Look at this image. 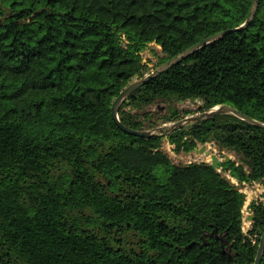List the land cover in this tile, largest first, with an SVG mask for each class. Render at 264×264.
<instances>
[{"label": "trees", "instance_id": "trees-1", "mask_svg": "<svg viewBox=\"0 0 264 264\" xmlns=\"http://www.w3.org/2000/svg\"><path fill=\"white\" fill-rule=\"evenodd\" d=\"M252 2L0 0V264L254 263L264 200L244 232L236 185L207 162L174 165L161 135L126 134L111 114L152 70L149 45L163 54L157 67L239 27ZM190 98L200 111L224 104L264 122V0L248 27L130 94L118 118L145 130L140 112L162 102L159 122H175L173 103ZM166 136L185 153L211 138L238 156L223 171L264 187V128L223 113Z\"/></svg>", "mask_w": 264, "mask_h": 264}, {"label": "water", "instance_id": "water-1", "mask_svg": "<svg viewBox=\"0 0 264 264\" xmlns=\"http://www.w3.org/2000/svg\"><path fill=\"white\" fill-rule=\"evenodd\" d=\"M258 1L259 0H253L250 12H249L245 22L243 24H241L239 27L233 28L230 30L217 32V33L201 40L200 42L192 45L191 47H189L188 49H186L182 53L168 59L166 62L157 66L156 68H154L150 72L144 74L143 76H137L132 82H130L119 93V95L115 98V100L113 101L112 106H111L112 118L116 122L117 126L126 134H130L133 136H139V137H149L152 135H161L162 136V135L168 134L169 132H171L177 128H180L183 125L196 122L202 118H209V117H212V116H215L218 114L229 113V114H232L235 117L247 122L248 124L264 128V122H261V121H258L256 119H253L249 116H246L245 114L241 113L240 111H238L234 107H231L229 105H224V104L213 106L212 108L205 110L203 112H200L198 114H195V115H192L189 117H184L183 119L177 120L171 124H168V125L164 124L162 126L156 127L154 129H151V130H135V129H132L128 126L123 125L118 118V109H119L120 104L124 100H126L127 97L130 94H132L135 90H137L139 87L145 85L146 83H148L149 81H151L155 77L166 72L170 67L181 62L183 59L190 56L191 54H193L194 52H196L200 48L205 47L209 43H211L215 40H218L219 38L223 37L226 34H229V33L234 32V31H239L243 28L248 27L249 24L251 23V21L253 20L255 14H256ZM191 100H193V98H191ZM210 140H211V138L209 139V141ZM195 152L199 153V154H205L206 156H208L210 159V161L208 163L210 164V166L213 169H215L217 171H219V169L221 168L222 163H228L230 161L229 157H225L223 161L220 160L214 153H211L205 146H201L200 148H196ZM225 170L228 171L229 175L234 177L238 183H242L239 181V176H237L235 172L229 171V169L227 167H225ZM250 184H251V182L248 183V185H250ZM239 194H240V197L245 201V199L247 198L246 192L239 191ZM254 198H255V195H251V199L249 200V202L245 206V210L248 213L247 220L250 223L252 222L253 217H254L253 211H252V202H253ZM257 234H258V232H257ZM263 249H264V232L260 235V240H259V244H258V248H257V254H256L255 261L253 264H260L261 263V259H262V255H263Z\"/></svg>", "mask_w": 264, "mask_h": 264}, {"label": "rangeland", "instance_id": "rangeland-1", "mask_svg": "<svg viewBox=\"0 0 264 264\" xmlns=\"http://www.w3.org/2000/svg\"><path fill=\"white\" fill-rule=\"evenodd\" d=\"M162 56L163 54L161 52L160 47L154 44L149 45L142 52L143 61H145L152 70L156 67L158 61L160 60ZM199 104L201 105V102L191 103L189 100H186V101L173 103L172 106L180 110L181 114H180V118L178 119L180 120V119H183L184 117H189V116L200 113L197 111ZM168 106L169 105L166 103L157 102L153 105L146 107L140 112L141 114H144V113L148 114L151 118V122L146 123L145 130H151L156 127L162 126L164 124L168 125V124L173 123V122H170V123L159 122L160 120L158 117H161L166 114V109L168 108ZM186 110L190 111V113H188L187 115L184 114V111ZM153 124L155 125L148 126V125H153ZM186 125H183V126H186ZM206 148L211 153H214L222 161L224 160L225 157H229L230 161H234L236 162V164H240L238 160V156L231 149H221L220 150L218 149V146L216 145L214 141L206 144ZM161 150L168 156V158L174 165H186L191 162H207L208 163L210 161V159H208L209 158L208 156H206L205 154L196 153L195 150L188 152V153L175 151L174 146L169 143L166 135H162ZM219 172H221L223 176L228 178L232 184L236 185L239 191L246 192L247 194V198L245 199L244 206H243V219H242L243 231L247 232V230L250 228L251 223L247 220L248 213L245 210V206L251 199L249 197L250 195H255V198L253 201H263L264 200V187L256 182L254 183L251 182L250 185H248V182L238 183L234 177L229 175L228 171H223L222 168L219 169Z\"/></svg>", "mask_w": 264, "mask_h": 264}, {"label": "flooded vegetation", "instance_id": "flooded-vegetation-1", "mask_svg": "<svg viewBox=\"0 0 264 264\" xmlns=\"http://www.w3.org/2000/svg\"><path fill=\"white\" fill-rule=\"evenodd\" d=\"M191 103H193V102H197V103H199V102H201L199 99H193V100H191V98L190 99H188ZM202 109V103H201V105L199 104V106H198V112H203V111H200ZM209 139L210 138H208V140H207V142H205V143H202V144H197V146L192 150V151H194L197 147L198 148H200L201 146H205L206 147V144H208V143H210V142H212V140H210L209 141ZM191 152V151H190ZM185 153V152H184ZM222 165V164H221ZM228 168V167H227Z\"/></svg>", "mask_w": 264, "mask_h": 264}, {"label": "bare ground", "instance_id": "bare-ground-1", "mask_svg": "<svg viewBox=\"0 0 264 264\" xmlns=\"http://www.w3.org/2000/svg\"><path fill=\"white\" fill-rule=\"evenodd\" d=\"M209 159V158H208ZM258 185V184H257ZM251 193V192H250ZM251 198V195L249 196ZM247 203V202H246Z\"/></svg>", "mask_w": 264, "mask_h": 264}]
</instances>
